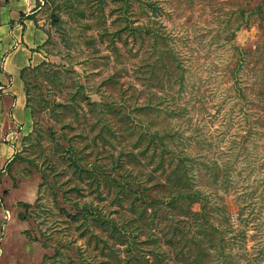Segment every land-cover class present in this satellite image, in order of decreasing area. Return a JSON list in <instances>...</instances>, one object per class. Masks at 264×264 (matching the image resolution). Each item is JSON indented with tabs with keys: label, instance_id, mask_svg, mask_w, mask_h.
<instances>
[{
	"label": "rangeland",
	"instance_id": "rangeland-1",
	"mask_svg": "<svg viewBox=\"0 0 264 264\" xmlns=\"http://www.w3.org/2000/svg\"><path fill=\"white\" fill-rule=\"evenodd\" d=\"M34 10L0 264H264V0Z\"/></svg>",
	"mask_w": 264,
	"mask_h": 264
},
{
	"label": "crops",
	"instance_id": "crops-1",
	"mask_svg": "<svg viewBox=\"0 0 264 264\" xmlns=\"http://www.w3.org/2000/svg\"><path fill=\"white\" fill-rule=\"evenodd\" d=\"M35 8L36 0H0V169L15 153L9 138L25 136L33 129L20 75L43 60L39 48L47 36L27 19ZM11 127L20 132L9 131Z\"/></svg>",
	"mask_w": 264,
	"mask_h": 264
},
{
	"label": "trees",
	"instance_id": "trees-1",
	"mask_svg": "<svg viewBox=\"0 0 264 264\" xmlns=\"http://www.w3.org/2000/svg\"><path fill=\"white\" fill-rule=\"evenodd\" d=\"M27 19H29V20H33L32 18H31V16H28L27 17ZM27 70L28 69H23L22 71H21V75H20V77H21V80H22V82H23V85H25V73L27 72ZM29 71V70H28ZM26 107H27V105H26ZM28 108V107H27ZM29 109V108H28ZM31 117H32V113H31ZM33 120V119H32Z\"/></svg>",
	"mask_w": 264,
	"mask_h": 264
},
{
	"label": "built area",
	"instance_id": "built-area-1",
	"mask_svg": "<svg viewBox=\"0 0 264 264\" xmlns=\"http://www.w3.org/2000/svg\"><path fill=\"white\" fill-rule=\"evenodd\" d=\"M19 130V128H17Z\"/></svg>",
	"mask_w": 264,
	"mask_h": 264
}]
</instances>
